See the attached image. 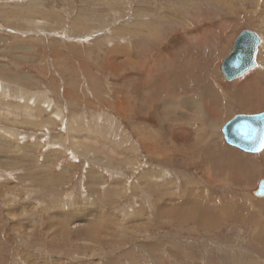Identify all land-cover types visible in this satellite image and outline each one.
<instances>
[{"label": "rangeland", "instance_id": "obj_1", "mask_svg": "<svg viewBox=\"0 0 264 264\" xmlns=\"http://www.w3.org/2000/svg\"><path fill=\"white\" fill-rule=\"evenodd\" d=\"M245 29L262 39L257 66L227 82ZM205 70L219 98L197 87ZM250 80L264 93V0H0V103L37 120L0 116V264H264V148L221 131ZM190 94L224 121L213 150L185 125L175 152L160 129L161 103L198 118L180 106Z\"/></svg>", "mask_w": 264, "mask_h": 264}, {"label": "bare ground", "instance_id": "obj_2", "mask_svg": "<svg viewBox=\"0 0 264 264\" xmlns=\"http://www.w3.org/2000/svg\"><path fill=\"white\" fill-rule=\"evenodd\" d=\"M172 41V39H171ZM170 46V45H169ZM260 47V45L258 46V48ZM258 48H257V53H258ZM167 50V49H166ZM165 50V51H166ZM175 50V49H174ZM164 52H160L158 53V58L155 60H159L164 58V56L166 55ZM166 57V56H165ZM169 57V56H168ZM173 57V56H172ZM174 58V57H173ZM176 59V58H175ZM257 59V58H256ZM172 60V59H171ZM189 60V59H188ZM152 61V60H151ZM199 61V60H198ZM159 62V61H158ZM200 62V61H199ZM156 63V62H155ZM175 63V61H174ZM169 64V63H168ZM145 65V64H144ZM174 66V65H173ZM156 67V66H155ZM151 68V67H150ZM204 68V67H203ZM152 69V68H151ZM180 69V68H179ZM205 69V68H204ZM254 69V68H253ZM155 71V70H154ZM207 71H210V69H208ZM207 71L205 70L204 73L201 71L198 75H193V77H196V83L198 84L197 87H200L202 90L205 89V91H209L212 92L213 98H219V95L216 94V90L215 88H213L211 85H209L207 83L206 80H204V78L202 79L201 77L206 75ZM156 72V71H155ZM249 72V71H248ZM153 73V72H152ZM222 74V73H221ZM202 75V76H201ZM223 75V74H222ZM155 76H157L155 74ZM201 76V77H200ZM149 77V76H147ZM224 77V76H223ZM186 78V77H185ZM150 79V78H149ZM166 79V78H165ZM188 79V78H187ZM225 79V77H224ZM152 80V78H151ZM154 80V79H153ZM152 80V82H153ZM186 79H178L177 81H175L174 83H176V90H179L180 88L182 89L184 86H186ZM155 81V80H154ZM163 81V80H162ZM251 81V80H250ZM246 81L243 83L244 87H242L243 85H241L240 88L237 93L235 95H232V97L229 98L226 110L224 112V114L226 115V119L229 120L233 117L232 113L236 112L235 109L239 108L242 110H246V109H261L264 108V93L261 90L263 88V84H261V82L256 81ZM145 84V83H144ZM174 84H171L170 86L167 87H171ZM175 86V85H174ZM174 86L171 87V89L174 88ZM196 87V86H195ZM196 87V88H197ZM174 91V89L172 90ZM143 93L146 92V89L142 90ZM175 92V91H174ZM146 94V93H145ZM153 96V95H152ZM179 100V99H178ZM198 96L196 95H192L190 94V97L186 98L185 96L182 98V100L180 101V106H182V108H187L190 112L192 113H197L198 114V118H188L189 123L183 122V115H181L180 111L177 110V108L175 106H171L168 105V103L165 104H160V107L156 110V116L158 118V121L160 123V129L162 131L163 134H166L169 140V143L171 141V137L174 138V136H177V134H175L176 132L179 131V129L181 130V128L183 129V127H190L189 130L191 132H194V136L195 138V144L194 146L197 147V149H200L202 146H204V150H213V148L215 147L214 144L219 143L218 139H219V129L221 127V125H223L224 121L222 122L221 118L220 119H214V117H210L207 114H205L204 110L202 109L203 107H201V103ZM225 100V99H224ZM238 103L237 106H233L231 103V101ZM140 104H146L147 103V98L142 97L141 99H139ZM169 102V101H168ZM170 104V103H169ZM27 105V104H26ZM30 108V107H29ZM29 108H27L26 106H22L20 105H6L0 103V116H2L6 121L8 120V118H10L11 116L14 117V121H17L18 118L22 117L23 122H25V124L28 122L29 124H33V121H37L36 120V115L34 116L33 111H31ZM182 109V110H183ZM217 109V108H216ZM5 111L4 115L1 113V111ZM145 110V108L143 109ZM218 110V109H217ZM44 111V110H43ZM140 112V110H139ZM183 113V112H182ZM238 114V113H236ZM194 116V115H191ZM190 116V117H191ZM11 117V118H12ZM185 117V116H184ZM221 117V116H220ZM2 121V120H1ZM19 121V120H18ZM47 121V120H46ZM191 121V122H190ZM229 122V121H228ZM198 123H200L199 127L197 126ZM186 125V126H185ZM30 126V125H29ZM43 130L46 129L47 127H49V123L45 122L42 124ZM33 127V126H32ZM41 127V126H40ZM67 127L69 129L73 130V126L72 124H70L69 122H67ZM193 127V128H191ZM80 128V127H79ZM78 128V130H80ZM75 129V128H74ZM89 129V128H88ZM144 129V128H143ZM146 129V128H145ZM192 129V130H191ZM223 129V127H222ZM90 130V129H89ZM75 131V130H74ZM144 131V130H143ZM151 131V130H150ZM222 131V130H221ZM180 133H182L180 131ZM70 134V133H69ZM73 134V133H72ZM152 134V133H151ZM169 134V135H168ZM71 135V134H70ZM74 136L76 135V131L73 134ZM73 135H71V138H73ZM81 135V134H80ZM85 135V134H84ZM88 135V134H87ZM86 135V136H87ZM142 135V134H141ZM82 136V135H81ZM145 136V135H144ZM165 136V135H164ZM180 136V135H178ZM184 136V135H183ZM182 136V137H183ZM222 136H223V132H222ZM77 137V136H76ZM79 137V136H78ZM88 137V136H87ZM153 137V136H151ZM166 137V138H167ZM150 138V137H149ZM224 138V136H223ZM86 139V137H85ZM143 139V137H142ZM175 139V138H174ZM178 139H182L183 138H178ZM119 140V139H118ZM145 140V139H144ZM154 140V139H152ZM167 140V139H166ZM177 140V139H176ZM186 140V139H185ZM72 141V140H71ZM79 141V140H78ZM120 141V140H119ZM124 141V140H123ZM172 142V141H171ZM176 142V141H175ZM151 143V142H150ZM149 143V144H150ZM156 143V142H155ZM169 143H167L169 145ZM173 143V142H172ZM183 143V142H182ZM185 143V141H184ZM221 143V142H220ZM95 144V143H94ZM88 145V144H87ZM155 145V144H154ZM153 145V146H154ZM185 145V144H184ZM221 145V144H220ZM170 147L173 149V151H177V148L179 147V145L174 146V143L170 145ZM148 148V147H147ZM156 148V147H155ZM215 149V148H214ZM205 150V151H206ZM224 150V149H223ZM226 150V149H225ZM169 151H171V149L169 148ZM181 151V150H180ZM179 151V152H180ZM164 152H167L164 150ZM182 152V151H181ZM160 153V152H159ZM185 153V152H184ZM161 154V153H160ZM207 155V154H206ZM208 156V155H207ZM209 159V158H207ZM207 167L204 168V171L209 172L210 170H212L211 165L209 164L210 161L205 160ZM213 171V170H212ZM159 173V172H158ZM209 174V173H208ZM151 175V174H150ZM157 175V173H156ZM159 177V176H158ZM151 179V178H150ZM256 191V190H255ZM253 193V192H252ZM199 215V214H198Z\"/></svg>", "mask_w": 264, "mask_h": 264}, {"label": "water", "instance_id": "obj_3", "mask_svg": "<svg viewBox=\"0 0 264 264\" xmlns=\"http://www.w3.org/2000/svg\"><path fill=\"white\" fill-rule=\"evenodd\" d=\"M261 37L251 31L242 30L235 38L232 49L223 59L220 70L227 82H232L257 66V48ZM228 145L246 153H259L264 148V112L251 115H236L222 129ZM253 195L264 197V180L258 183Z\"/></svg>", "mask_w": 264, "mask_h": 264}, {"label": "crops", "instance_id": "obj_4", "mask_svg": "<svg viewBox=\"0 0 264 264\" xmlns=\"http://www.w3.org/2000/svg\"><path fill=\"white\" fill-rule=\"evenodd\" d=\"M249 79H250V78H249ZM251 79L253 80V78H251ZM253 82H255V81H253ZM240 86H241V85H240ZM240 86H239V89L242 88V87H240ZM239 89H238V90H239ZM236 92H237V91H235V92H233V93L236 94ZM228 93H229V92H228ZM229 94H231V93H229ZM232 95H234V94H231L230 97H232ZM201 98H202V97H201ZM203 99H205V102H206L207 104H209V101H210V100L207 101L206 98H203ZM211 100H212L213 102H215L213 99H211ZM231 102H232L231 104H232L233 106H237V105H238L237 101H236V102L231 101ZM206 103H205V104H206ZM204 106H205V105H204ZM225 110H226V108H224L223 111H225ZM258 113H262V112L260 111V112H258ZM258 113H257V114H258ZM254 114H256V113H254ZM236 115H251V114H236ZM236 115H233V117L236 116ZM222 126H223V125H221V127H222ZM221 127H220V129H221ZM220 129H219V132H220ZM219 138H220V136H219Z\"/></svg>", "mask_w": 264, "mask_h": 264}]
</instances>
